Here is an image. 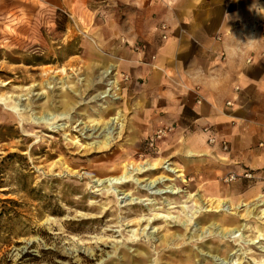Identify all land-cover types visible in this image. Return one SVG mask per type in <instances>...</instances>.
Returning a JSON list of instances; mask_svg holds the SVG:
<instances>
[{"label": "rangeland", "instance_id": "374dc122", "mask_svg": "<svg viewBox=\"0 0 264 264\" xmlns=\"http://www.w3.org/2000/svg\"><path fill=\"white\" fill-rule=\"evenodd\" d=\"M147 15L136 0H0V264H112L117 259L123 264H219L211 257L223 245L230 255L241 249L240 264L260 263L263 254L255 246L195 236L208 226L204 218L222 214L224 227L241 221L239 215L205 209L194 214L201 203L187 200L191 193L208 199L206 188L213 175L230 166L221 161L228 152L197 155L186 182L162 169L137 177L173 180L154 190H148V181L142 188L126 184L111 191L96 181L100 168L115 166L113 174L119 175L127 161L137 167L162 156L184 164L183 146L174 136L187 131L175 125L139 129L136 145L126 130L115 135L109 147L89 145L103 141L104 122L115 115L104 113L110 98L96 97L105 89L100 79L105 66L120 63L122 99L115 105L122 108L125 122L134 115L137 95L146 83L139 80L133 87L120 58L128 47L135 53L149 51V39L160 27L149 24L152 18ZM261 27L263 35L264 23ZM18 101L25 112L13 111ZM46 111L56 116L64 111L67 117L56 119L54 126L65 128L33 120ZM168 127L174 130L154 149L148 147L149 138ZM227 172L217 177L226 187ZM168 186L179 193L153 194ZM115 191L125 192L124 198L134 203L125 205ZM186 200L188 208L183 209ZM167 202L176 208L168 210ZM156 214L176 219H155L143 232L147 224L137 222ZM187 216L193 217L191 223ZM255 221L249 224L255 226ZM254 232L244 231L246 239L254 238ZM165 238L171 241L162 243Z\"/></svg>", "mask_w": 264, "mask_h": 264}, {"label": "crops", "instance_id": "0c3cea01", "mask_svg": "<svg viewBox=\"0 0 264 264\" xmlns=\"http://www.w3.org/2000/svg\"><path fill=\"white\" fill-rule=\"evenodd\" d=\"M136 1L151 16L149 24L160 28L149 39L148 52L122 51L128 81L133 87L139 80L146 83L131 120L138 129L175 125L187 131L174 136L183 156L188 143L205 155L224 153L220 145H207L204 129L212 127L229 143L224 159L230 166L216 171L206 191L212 194L221 184L238 205L264 199L263 1ZM224 172L227 178L251 172L254 179L225 180L226 187L217 181Z\"/></svg>", "mask_w": 264, "mask_h": 264}, {"label": "bare ground", "instance_id": "6f19581e", "mask_svg": "<svg viewBox=\"0 0 264 264\" xmlns=\"http://www.w3.org/2000/svg\"><path fill=\"white\" fill-rule=\"evenodd\" d=\"M122 61V58H120V62ZM121 73H120V63H114L110 64L108 66H105L102 69L101 73V81H103V84L105 85V89L100 92L96 97L99 99H105L110 98L112 101L108 103V106L105 108L104 113H108L109 111H114L115 115L111 118H109L106 122H104V128H103V141L97 142V143H91L89 145L93 146L95 145L98 148H106L109 147L112 143V138L115 135L121 136L125 130L128 132V138L129 142L132 145H136V141L139 136V129L138 127L133 123L132 120L125 122V114L121 107H116L115 101L122 99L121 94L119 93L121 90ZM13 111L17 113H23L26 110L22 108V106L18 102L14 103V106H12ZM66 113L63 111L59 115L50 114L48 111L43 112L39 117H35L33 120L37 123H43L47 126H49L52 129H64L65 125H55L56 119H65ZM97 120H93L92 122H96ZM55 122V123H54ZM98 123V121H97ZM80 124V123H79ZM75 144H78V140L74 141ZM185 156L183 157L184 164L177 165L174 162H170L164 157H158L154 159L152 162L146 161L144 165H138L137 167L133 166L132 162H125L122 164V174L116 175L113 174L116 171V167L112 166L109 169L105 170L103 168H100L97 173L96 181L99 183V185H105V187L108 190H113L114 186H123L126 184H135L137 186L141 187V183L144 181H148L146 187L148 190H154L158 187V185L162 184L167 181H173L170 177L160 175L154 180L149 181V179H144L143 181H140L137 177L142 176L148 172L157 171L159 169H162L164 172L172 174L177 179L181 180L182 182H186V175L189 171V164H191L192 160L197 155H202L204 153L197 152L192 149V145L190 143L187 144L185 148ZM221 161L225 162V159H221ZM68 169V168H67ZM109 170V171H108ZM111 170H113L111 172ZM116 192V191H115ZM212 194L210 193V196L208 199L203 200L202 196L199 194H188L187 200H193L197 198L199 202L201 203V206L198 207L199 210H195L193 213H199L200 210L205 209V212H214V213H225L229 215H239L241 217V221L238 226L233 227H224L223 224L225 223V217L224 215H219L218 217H214L213 219L209 220L207 218H204V221L208 223V226L202 229L201 234L195 235L198 237V239H203L209 236H217L221 240H230V242L235 241V246L245 244L247 246H255L262 254L263 257L261 258V261L259 264H264V199L263 196H260L256 203H242L241 205H236L234 201L229 198V196L225 193L226 188L219 184V186L214 189H212ZM179 191L174 190L172 186L165 187L164 190H157L153 194L157 195H164V194H170V195H176ZM120 198V196L124 199L123 203L128 206L129 203H134L133 199H126L127 195L125 192H116ZM124 196H126L124 198ZM126 199V200H125ZM187 200L183 202L181 205V208L187 209L188 206L185 205L187 203ZM148 205H152L148 204ZM167 208L168 210L175 209V203L173 202H167ZM149 211H154L149 209ZM239 211H243L244 214L240 215ZM243 216V217H242ZM159 218H165L166 220H175L176 217H173L171 215L167 216H161V215H154L153 218H148L143 222V220H139L137 222L138 226H143L144 223L147 225L145 226L143 232H145L150 225V223ZM192 216H187L188 223L192 222ZM251 219L256 220V225L252 226L250 225L249 221ZM193 224V223H192ZM252 228L255 232L254 238L246 239L247 237L244 234V231L249 230ZM192 229H195V231L198 230V227L192 226ZM191 229V230H192ZM193 238V237H192ZM168 239H164L162 243H169ZM217 255H212V259L216 260L219 264H240L239 256H241V249L235 248L233 253L230 255V251L228 250L224 245L217 248ZM226 252H228L226 254ZM138 254H143V251H138ZM222 254H226V256H222ZM126 256H123L124 258ZM117 262H113L112 264H123L119 259L116 260ZM136 264V263H133Z\"/></svg>", "mask_w": 264, "mask_h": 264}, {"label": "built area", "instance_id": "2783aa9c", "mask_svg": "<svg viewBox=\"0 0 264 264\" xmlns=\"http://www.w3.org/2000/svg\"><path fill=\"white\" fill-rule=\"evenodd\" d=\"M162 30H166L165 26H162ZM164 39L166 38V36H163ZM228 106H231L230 103L227 104ZM174 130L173 127H168V128H164V129H160L158 132H156V134L154 136H152L151 138H149L147 145L148 147H150L151 149H154L156 147V145L158 144L159 141H161L164 137H167L168 134H170L172 131ZM204 132L207 134V143L211 146H216V145H220L221 149L224 152H228L229 151V143L224 140V139H220L216 132L214 131V129L212 127H207L204 129ZM261 147L264 146L263 143L260 144ZM243 178V179H247V180H253L254 176L251 172H246L242 175L239 174H230L228 176V178L226 179V181L228 183L230 182H234L237 181L238 179Z\"/></svg>", "mask_w": 264, "mask_h": 264}]
</instances>
